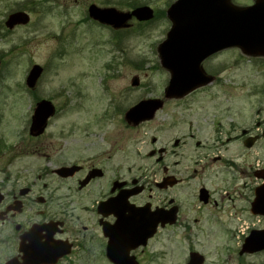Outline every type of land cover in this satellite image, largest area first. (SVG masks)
<instances>
[{"label":"rangeland","instance_id":"1","mask_svg":"<svg viewBox=\"0 0 264 264\" xmlns=\"http://www.w3.org/2000/svg\"><path fill=\"white\" fill-rule=\"evenodd\" d=\"M173 1L0 0V141L7 147L0 146V153H11L14 165L26 166L32 175L63 159L71 162L80 143L87 148L84 153L103 150L109 153L111 165L122 162L131 167L130 177L138 173V165L152 164L149 151L168 147L172 137L179 136L168 134L165 124L181 121L187 111V123H192L201 141L212 139L211 132L198 131L204 118L224 125L245 123L251 104H259L254 97L263 91L264 64L233 48L203 63L206 73L214 75L210 84L187 97L163 99L169 73L159 63L157 46L170 27L162 12ZM91 3L122 12L145 5L153 10L154 18L142 23L132 19L127 27L113 30L84 20ZM20 6L30 14V23L4 31L1 25L7 13ZM33 64L42 66L43 73L30 91L24 80ZM133 79L137 85H132ZM41 98L53 103L56 114L41 136L32 137L28 133L32 108ZM146 98H160L166 105L153 119L139 126L128 124L125 111ZM100 116L104 118L97 122ZM222 153L242 152L230 143ZM1 160L0 166L7 164L6 156ZM212 166L219 169L222 163L212 162ZM222 182L220 177L212 183L224 195L216 219H206L207 213L189 234L178 230L169 237L161 234L156 246L143 255L142 264L150 262L152 253L156 258L151 264H185L189 249L204 255V264H264V252L238 254L243 234L249 233L247 227L262 228L264 223L263 217L250 215L251 192L245 188L237 195L239 182L235 194L232 190L226 196Z\"/></svg>","mask_w":264,"mask_h":264},{"label":"flooded vegetation","instance_id":"2","mask_svg":"<svg viewBox=\"0 0 264 264\" xmlns=\"http://www.w3.org/2000/svg\"><path fill=\"white\" fill-rule=\"evenodd\" d=\"M261 94L264 87L254 97L259 104H251L243 124L224 125L204 118L198 131L211 132L212 139L201 141L202 136L192 131V123L185 118L188 111L181 121L165 124L168 134L179 136L172 137L168 147L149 151L152 164L138 165V173L130 177L131 167L122 162L111 165L109 153L103 150L84 153L87 148L80 143L71 162L63 159L32 175L26 166L14 165L11 153H0V161L7 157V164L0 166V264H47L48 245L54 247L53 256L63 253L55 264H114L107 249L118 245L142 264L143 255L156 246L161 234L169 237L176 230L189 234L207 213L206 219H216L224 195L212 187L215 179H224L221 190L226 196L247 188L253 200L255 189L264 185ZM165 105L163 101L161 109ZM230 143L242 153H222ZM212 162L222 166L214 169ZM150 230L153 234L143 241V234ZM132 231L135 239L124 236ZM154 258L152 253L146 264Z\"/></svg>","mask_w":264,"mask_h":264},{"label":"water","instance_id":"3","mask_svg":"<svg viewBox=\"0 0 264 264\" xmlns=\"http://www.w3.org/2000/svg\"><path fill=\"white\" fill-rule=\"evenodd\" d=\"M264 0H256L258 8H237L228 0H176L168 9L167 15L171 28L166 38L158 46L160 64L170 73L165 89L166 97H180L196 87L206 85L212 78L204 75L202 61L213 53L227 47L237 46L248 55H264ZM89 14L94 19L120 27L131 17L139 21L152 18V10L148 6L137 7L131 12H119L114 8L89 7ZM29 20L26 13L15 12L5 21L8 28L17 24H25ZM41 68L34 65L26 79L29 87H33ZM161 107L158 100L140 101L129 109L125 118L134 125L140 121L151 119L154 112ZM54 113L52 104L41 101L37 104L32 116L31 131L35 135L43 132L47 119ZM252 212L264 215V187L256 190L252 203ZM133 235V233H132ZM148 235L143 236V240ZM264 249V230L252 231L245 239L240 253L256 252ZM115 264H136L126 251L115 249L110 256ZM51 260H47V263ZM202 256L190 254L189 264H201Z\"/></svg>","mask_w":264,"mask_h":264}]
</instances>
